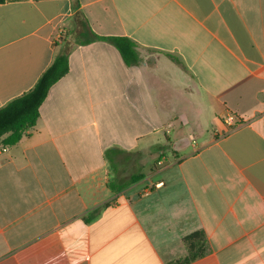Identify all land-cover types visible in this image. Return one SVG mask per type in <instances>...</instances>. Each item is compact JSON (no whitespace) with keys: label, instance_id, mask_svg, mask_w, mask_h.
I'll return each mask as SVG.
<instances>
[{"label":"crops","instance_id":"1","mask_svg":"<svg viewBox=\"0 0 264 264\" xmlns=\"http://www.w3.org/2000/svg\"><path fill=\"white\" fill-rule=\"evenodd\" d=\"M79 3L142 62L75 46L36 126L0 141V264H264V0ZM74 15L72 0L0 1V109L34 88ZM111 148L143 166L119 194Z\"/></svg>","mask_w":264,"mask_h":264},{"label":"trees","instance_id":"2","mask_svg":"<svg viewBox=\"0 0 264 264\" xmlns=\"http://www.w3.org/2000/svg\"><path fill=\"white\" fill-rule=\"evenodd\" d=\"M2 1V0H0ZM75 15L69 28L61 34L57 44L55 58L49 68L43 73L32 90L21 97L13 100L7 106L0 109V141L3 145L14 146L18 144L29 130L33 129L40 118V108L48 97L51 88L64 78L70 70L69 57L75 46H86L95 42H106L114 46L121 54L127 66H137L142 60L140 58L137 45L125 37H104L97 35L91 28L87 18L80 10L79 0H72ZM124 155V158H120ZM105 157L109 162L113 177L109 182V188L114 194H119L131 185L142 180L143 166L130 170L127 153L117 148L108 149ZM141 159V155H140ZM110 206V203L103 205L94 213L93 219L98 217L103 209ZM203 237L204 233H197L188 237L187 241ZM199 243L201 241H198ZM194 248V244L192 245ZM198 249L204 254V245H199ZM195 256L183 260L179 264H188Z\"/></svg>","mask_w":264,"mask_h":264},{"label":"built area","instance_id":"3","mask_svg":"<svg viewBox=\"0 0 264 264\" xmlns=\"http://www.w3.org/2000/svg\"><path fill=\"white\" fill-rule=\"evenodd\" d=\"M226 121H227V124H229L231 126H236V125L240 124V121L237 118H235L234 116H232V115H229L227 117ZM7 151H8V147H4L3 149H1L2 153H5ZM163 185H164V183H162V182L158 183V184H155L154 186L145 189L143 195L144 196H149V195H151L154 192V190L162 188Z\"/></svg>","mask_w":264,"mask_h":264},{"label":"rangeland","instance_id":"4","mask_svg":"<svg viewBox=\"0 0 264 264\" xmlns=\"http://www.w3.org/2000/svg\"><path fill=\"white\" fill-rule=\"evenodd\" d=\"M171 136H172V134H171ZM181 145H178L176 148H179Z\"/></svg>","mask_w":264,"mask_h":264}]
</instances>
